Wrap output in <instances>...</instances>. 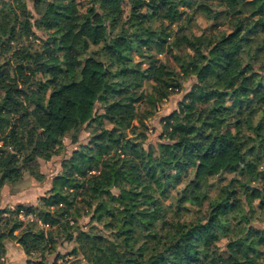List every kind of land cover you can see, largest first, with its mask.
Returning <instances> with one entry per match:
<instances>
[{
  "label": "trees",
  "instance_id": "1",
  "mask_svg": "<svg viewBox=\"0 0 264 264\" xmlns=\"http://www.w3.org/2000/svg\"><path fill=\"white\" fill-rule=\"evenodd\" d=\"M194 1L223 6L230 32L173 30ZM201 1L0 0V190L90 135L36 205L0 208V259L13 241L27 264H264V0ZM188 78L144 148L145 119ZM189 196L200 215L168 217Z\"/></svg>",
  "mask_w": 264,
  "mask_h": 264
},
{
  "label": "rangeland",
  "instance_id": "2",
  "mask_svg": "<svg viewBox=\"0 0 264 264\" xmlns=\"http://www.w3.org/2000/svg\"><path fill=\"white\" fill-rule=\"evenodd\" d=\"M7 1V0H5ZM79 3H83V0H77ZM202 2L201 0H197ZM196 2V1H194ZM26 3L30 9H32V0H26ZM208 4L207 8H201L197 5V2L194 3V6L190 9L185 8L184 12L185 15L182 17L181 21L172 26L173 30H177L179 25L184 27V30L189 35H217L222 36L226 35L230 32L229 22L230 21H237L236 18L228 15L224 11V7L217 4V2H205ZM1 5V3H0ZM84 6V5H83ZM83 6H81V10H84ZM123 9L125 14L128 12V5L125 1H123ZM201 8V9H200ZM38 36H42L39 31H36ZM44 38V37H42ZM248 41L245 40L244 43L246 44ZM36 46L41 45L40 39L36 40ZM170 54H177L175 50H172L168 53ZM157 58L164 60L165 55H159ZM143 67L147 66V61H143ZM258 65H256V69H258ZM195 83L194 78H188L181 82V88L176 93H171L168 97L163 99L159 102L155 109L153 110V114L151 117L145 119V133L147 136L146 141L143 143V147L147 148L150 146H155L159 142V136L163 130V118L173 112L178 104L183 99L184 95L191 89L193 84ZM151 82H147L145 84V90H149ZM147 107L143 104L139 106L140 110H145ZM138 126V123H134ZM109 127V126H108ZM89 131L83 129L78 137L77 143H72L69 137H65L62 140V147L60 152L53 156L50 160H38V171L43 174L44 178L42 181L35 180L30 174L25 173L19 181L15 184H7L3 186V192H8V199L15 198L16 200L22 202H28V205H36L38 203L39 197L43 195L51 185V180L54 176H56L59 171L61 170V163L65 158H68L71 153L77 149L81 144H86L89 138ZM228 176L227 178H230ZM218 183H216V186ZM182 185L177 186V188H181ZM217 192L216 187H213L210 191V196L215 195ZM176 197V190L170 189V198L164 200V205H170ZM196 199L194 197H187L185 202L182 204L181 207L177 208L174 207L173 210H168V217L173 218V213L178 212L182 219L184 220H194L205 208V203L203 208H199V206L195 203ZM203 206V205H202ZM199 210V211H198ZM257 218V217H255ZM256 220V221H255ZM253 224L259 228H264V223L260 222L255 219ZM89 222V217H84L80 220L81 226L87 224ZM97 224V223H95ZM99 228H101V224H97ZM85 230H88V227H83ZM232 231H236V227L232 228ZM227 243V238L222 237L220 241L214 244V247L219 251L225 250V245ZM72 246L71 243L64 242L59 247V251L62 254H65L70 247ZM80 258V257H79ZM78 258V259H79ZM53 259V256L48 257L46 262L47 264ZM70 262L72 260H77L73 257L66 258ZM79 260L82 261L80 258Z\"/></svg>",
  "mask_w": 264,
  "mask_h": 264
},
{
  "label": "crops",
  "instance_id": "3",
  "mask_svg": "<svg viewBox=\"0 0 264 264\" xmlns=\"http://www.w3.org/2000/svg\"><path fill=\"white\" fill-rule=\"evenodd\" d=\"M8 192H3V187L0 190V208L10 207L13 208L16 205H28V202H22L19 200L8 199ZM42 196V195H41ZM27 257L25 256L21 247L13 241L6 243V253L0 259V264H27Z\"/></svg>",
  "mask_w": 264,
  "mask_h": 264
},
{
  "label": "built area",
  "instance_id": "4",
  "mask_svg": "<svg viewBox=\"0 0 264 264\" xmlns=\"http://www.w3.org/2000/svg\"><path fill=\"white\" fill-rule=\"evenodd\" d=\"M19 218L23 219V220H28V221H32L34 218L32 215L28 214V215H24L22 212L18 215ZM39 226H41L43 229H47L48 225L46 224H42L40 221H38Z\"/></svg>",
  "mask_w": 264,
  "mask_h": 264
}]
</instances>
